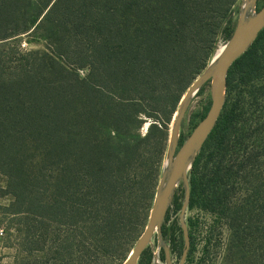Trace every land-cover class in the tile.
I'll return each mask as SVG.
<instances>
[{"label": "trees", "instance_id": "obj_1", "mask_svg": "<svg viewBox=\"0 0 264 264\" xmlns=\"http://www.w3.org/2000/svg\"><path fill=\"white\" fill-rule=\"evenodd\" d=\"M236 2L0 0V43L28 34L46 45L15 51L13 66L0 59V178L12 198L0 204V225L15 231L8 245L35 254L49 245L60 264H71L75 248L92 263L115 257L153 198L167 123ZM263 35L236 61L238 74L230 71L227 106L191 175V193L202 191L229 229L222 264H264V177L256 174L264 145L246 150L243 106L258 98L245 93L242 113L231 99L238 85L264 91L253 86ZM144 116L163 118L162 130L153 124L142 136ZM237 183L248 195L239 206L231 202Z\"/></svg>", "mask_w": 264, "mask_h": 264}, {"label": "rangeland", "instance_id": "obj_2", "mask_svg": "<svg viewBox=\"0 0 264 264\" xmlns=\"http://www.w3.org/2000/svg\"><path fill=\"white\" fill-rule=\"evenodd\" d=\"M246 0H237L233 7V12L229 16V19L222 27L217 42L211 58L209 59L208 65L214 60L217 52L220 48H224L227 42L230 40L233 32L235 30L237 21L240 17V10L243 2ZM264 7V0H258L257 11ZM264 31V30H263ZM262 31V32H263ZM263 43L261 45V52L264 54V35ZM24 45V47H23ZM254 45V44H253ZM252 45V46H253ZM252 48V47H251ZM250 48V49H251ZM46 49V45L43 41L35 40L27 35L21 36L17 41L9 43H0V59L5 63L10 64V66L16 65V60L18 55L13 54L18 51L20 54L32 52V51H43ZM249 49V50H250ZM260 50V47L258 48ZM261 70L257 72L254 77V88L261 87L264 85V58ZM236 63V62H235ZM232 66L230 69L234 71L233 75L236 76L241 67V63ZM207 65V66H208ZM82 77L86 75V71H79ZM230 73V72H229ZM229 76V75H228ZM198 77V76H197ZM241 86L238 85L231 95L232 101L238 100L239 112L242 113L241 100L245 96V93L255 95L258 100L253 103V98L246 97L244 106L245 117L247 118L246 124L248 129L247 134V151L254 153L263 148V132H264V91H247L248 88H243L241 91ZM184 96V94H183ZM182 96V97H183ZM182 99V98H181ZM229 99V88L227 87V101ZM181 101V100H180ZM180 103V102H179ZM225 104V108L226 105ZM212 105L211 97V82L205 84L201 90L194 96L187 113L183 119L180 131H179V142L178 149L186 142L189 136L193 133L195 128L199 123L207 116ZM179 106V104H178ZM178 106L172 115L170 122L167 123V141L165 144V157L161 165V171L158 178L155 181V186L153 188V198L149 203H146L139 209L138 219L132 229V232L125 239L123 245L121 246L119 252L115 257H105L99 254V260L92 263L91 259L81 260L83 253L78 252V248L73 251V256L70 257L71 264H124L133 248L136 245L137 240L140 238L144 232L154 203V199L157 193V189L161 180L163 169L166 165V154L169 145V138L171 133L172 124L178 110ZM224 108V110H225ZM223 110V113H224ZM222 113V115H223ZM221 115V116H222ZM144 124L140 130L142 136H145L153 124L158 125V128L162 130L164 123L163 118L146 117L144 116ZM221 118V117H220ZM220 121V119H219ZM218 121V122H219ZM218 124V123H217ZM217 126V125H216ZM216 128V127H215ZM209 140V139H208ZM207 143V142H206ZM203 150V149H202ZM202 152V151H201ZM200 152V154H201ZM246 153V152H245ZM199 154V155H200ZM237 154H240L237 151ZM241 153L238 156H242ZM261 173L256 174L263 178L264 177V159L260 161ZM194 165V164H193ZM192 169L189 172V180L191 185V175ZM242 170V169H239ZM238 170V171H239ZM255 176V174H254ZM232 186V185H230ZM235 190H233V197L231 202L235 206L241 205L247 199L246 191H243V185L235 184ZM6 189V179L0 178V204L7 205L11 202V196L6 195L4 190ZM205 194L202 191H198L194 195L191 193L190 205L186 211L185 219L188 226V231L190 235L191 245L188 256L186 258L185 264H222L224 255L226 253L227 239L229 237V229L226 224L221 221L220 217L215 213L211 212L210 209H206L205 205ZM185 200V190L183 185H179L171 203V206L165 217L160 236L155 233L150 245L143 252L138 260L137 264H166V258L164 249L161 243L167 244L170 249V256L172 264H179L183 250H184V235L180 225V213L182 205ZM246 210V209H245ZM15 231H9L6 225H0V264H60V261L54 260L51 257L54 256L53 252L50 250L49 245L46 249L35 254L32 252H27L23 250L16 249L8 245V239L10 235L14 237ZM15 238V237H14Z\"/></svg>", "mask_w": 264, "mask_h": 264}, {"label": "water", "instance_id": "obj_3", "mask_svg": "<svg viewBox=\"0 0 264 264\" xmlns=\"http://www.w3.org/2000/svg\"><path fill=\"white\" fill-rule=\"evenodd\" d=\"M257 3L258 0L243 2L233 35L224 46L223 51L194 80L182 97L172 124L166 165L162 172L147 226L124 264H137L143 252L150 245L155 233L160 236L165 217L179 185H183L185 190V200L179 217L184 235V250L179 264H185L191 245L185 219L191 201L189 172L214 131L225 108L230 69L252 47L264 30V7L257 11ZM208 82H211V108L207 116L177 151L179 131L187 110L194 96ZM161 246L164 249L166 264H172L169 247L165 243H161Z\"/></svg>", "mask_w": 264, "mask_h": 264}, {"label": "bare ground", "instance_id": "obj_4", "mask_svg": "<svg viewBox=\"0 0 264 264\" xmlns=\"http://www.w3.org/2000/svg\"><path fill=\"white\" fill-rule=\"evenodd\" d=\"M222 51H223V48H220L219 51L217 52L215 58H217L221 54Z\"/></svg>", "mask_w": 264, "mask_h": 264}, {"label": "built area", "instance_id": "obj_5", "mask_svg": "<svg viewBox=\"0 0 264 264\" xmlns=\"http://www.w3.org/2000/svg\"><path fill=\"white\" fill-rule=\"evenodd\" d=\"M23 47H24V45H23Z\"/></svg>", "mask_w": 264, "mask_h": 264}]
</instances>
